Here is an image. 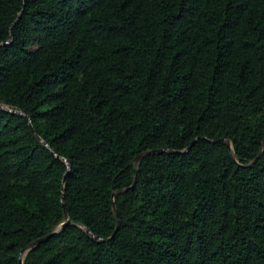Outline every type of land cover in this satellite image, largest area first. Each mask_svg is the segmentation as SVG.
<instances>
[{
	"label": "trees",
	"instance_id": "16d2710c",
	"mask_svg": "<svg viewBox=\"0 0 264 264\" xmlns=\"http://www.w3.org/2000/svg\"><path fill=\"white\" fill-rule=\"evenodd\" d=\"M0 103V264H264V0H0Z\"/></svg>",
	"mask_w": 264,
	"mask_h": 264
},
{
	"label": "water",
	"instance_id": "95a60500",
	"mask_svg": "<svg viewBox=\"0 0 264 264\" xmlns=\"http://www.w3.org/2000/svg\"><path fill=\"white\" fill-rule=\"evenodd\" d=\"M193 144V142H192ZM192 144L188 147V149H190V147L192 146ZM231 146V145H230ZM158 150L157 149H153V150H148L140 155H138L135 159L138 161V163H140V161L142 160V158L148 154H151V153H156ZM176 152H181L179 150H176ZM64 205V211H65V215L67 217V220L65 222H63L60 226V228H58L57 230L41 237V238H38L37 240H34L33 242H31L28 246H26L25 248H23L20 252V264H24V260H23V255L24 253L30 249V248H33L35 247L36 245L40 244L41 242L45 241L46 239H48L49 237H51L53 234L55 233H59L61 232L67 225H69L71 223V220L69 219L68 217V212H67V209H66V205L65 203L63 204Z\"/></svg>",
	"mask_w": 264,
	"mask_h": 264
},
{
	"label": "rangeland",
	"instance_id": "374dc122",
	"mask_svg": "<svg viewBox=\"0 0 264 264\" xmlns=\"http://www.w3.org/2000/svg\"><path fill=\"white\" fill-rule=\"evenodd\" d=\"M1 108H7L3 103H0Z\"/></svg>",
	"mask_w": 264,
	"mask_h": 264
}]
</instances>
